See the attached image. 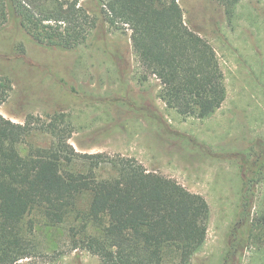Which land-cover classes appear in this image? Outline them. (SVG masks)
Instances as JSON below:
<instances>
[{
    "label": "rangeland",
    "instance_id": "rangeland-1",
    "mask_svg": "<svg viewBox=\"0 0 264 264\" xmlns=\"http://www.w3.org/2000/svg\"><path fill=\"white\" fill-rule=\"evenodd\" d=\"M179 2L189 26L212 45L232 48L219 58L230 76L228 96L239 93L227 114L183 118L166 108L159 80L149 74L142 79L130 30L111 28L99 0L80 1L97 25L72 50L37 44L15 16L0 28V75L12 82L0 113L20 123L29 115L36 124L61 117L71 126L68 141L76 151L134 157L149 171L201 194L209 205L208 229L190 264H264V184L259 179L264 172V70L254 69V56L242 46L264 43V36L259 41L250 34L258 22L264 30V22L247 15L254 9L264 14V0L239 1L231 15L217 0ZM51 142L48 132L34 128L17 148L26 155ZM88 204L83 193L76 209L84 211ZM71 220L46 225L36 213L26 217L24 230L34 249L15 264H100L96 255L73 248Z\"/></svg>",
    "mask_w": 264,
    "mask_h": 264
},
{
    "label": "trees",
    "instance_id": "trees-1",
    "mask_svg": "<svg viewBox=\"0 0 264 264\" xmlns=\"http://www.w3.org/2000/svg\"><path fill=\"white\" fill-rule=\"evenodd\" d=\"M80 1L0 0V28L15 16L37 44L75 49L97 25ZM179 1L99 0L111 28L130 30L142 79L159 80L165 106L183 118H206L225 99L224 74L212 44L185 22ZM217 1L231 15L240 0ZM11 91L10 78L0 75V105ZM34 128L48 132L52 142L22 155L17 146ZM71 132L55 115L36 124L32 115L20 123L0 113V264L32 256L24 222L33 213L46 225L72 218L73 248L96 255L100 264H190L206 240V199L134 157L78 152L68 141ZM259 179L264 184V172ZM83 193L89 204L79 211Z\"/></svg>",
    "mask_w": 264,
    "mask_h": 264
},
{
    "label": "crops",
    "instance_id": "crops-1",
    "mask_svg": "<svg viewBox=\"0 0 264 264\" xmlns=\"http://www.w3.org/2000/svg\"><path fill=\"white\" fill-rule=\"evenodd\" d=\"M240 1H243V0H240ZM251 13L252 14H247L248 16H250L249 19H251V16H253V18H255V19L258 18V19H260V21L264 22V14H260V12L255 10V9L252 10ZM257 24H259L261 26L260 22H258ZM257 24H256L255 27L250 28V34H251V36H253V32H254L255 39H258L260 41L262 39L261 37L264 36V30H262L260 27H258ZM229 31H230V29H229ZM250 42H253V41H250ZM255 42H254V44H251L250 48L247 47L249 44L242 45V46H244V50H247L248 56L250 54H252L254 56L253 60H256V64H255V68L254 69H257L258 71H263L264 70V64L261 63L262 65H259L258 64V60H261V62L264 60V43L262 41L260 43H255ZM224 44L225 43L222 42L221 44L219 43V44H216V45H214V44L212 45L214 47L215 51H216L218 59L221 57V59L224 60V58H226L227 52L232 50L231 47L230 48H226V46ZM233 46H235V44ZM229 58H230V56H229ZM219 62H220V59H219ZM220 66H221V69H222L223 74H224V83H225V82L229 81V79L227 77H230V76L227 75L226 70L224 68H222L221 62H220ZM243 72H245V71L243 70ZM237 74H236V76H237ZM249 74H250V72H249ZM238 94L239 93L236 91V92H232L231 96H228L229 93L226 91L225 99L222 102L220 108H218L216 110V112L214 114H212L210 117H214L219 112L227 114V113L224 112V110L226 109V107H227V109L232 107L231 103L233 102L234 99H236V98L238 99V97H239ZM263 104H264V101H263ZM168 109L173 110L175 113H177L172 108H168ZM177 115H179V114L177 113ZM228 115H229V113H228ZM230 115H233V113H230ZM206 118L209 119V117H206Z\"/></svg>",
    "mask_w": 264,
    "mask_h": 264
}]
</instances>
